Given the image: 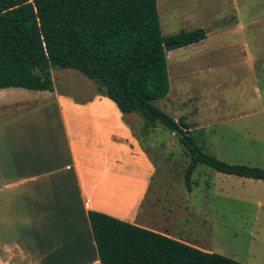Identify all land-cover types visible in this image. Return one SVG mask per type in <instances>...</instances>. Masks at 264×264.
<instances>
[{
  "label": "crops",
  "instance_id": "0c3cea01",
  "mask_svg": "<svg viewBox=\"0 0 264 264\" xmlns=\"http://www.w3.org/2000/svg\"><path fill=\"white\" fill-rule=\"evenodd\" d=\"M175 1L189 12L188 19L195 12L212 14L196 28H209L207 39L187 46L190 51L206 45L204 51H190L186 62H194V71L224 59V50L252 71L264 61V54L260 57L253 48L257 44L264 48V0ZM229 14L234 15L231 23L211 31ZM228 45L232 54L226 52ZM254 77L253 88H248L253 90L254 97L248 99L253 106L247 116L264 113V88H255L258 76ZM84 89L85 98L55 86L53 91H33L38 94L0 89V264H101L89 211L201 249L193 234L189 199L166 211L152 204L159 165L158 155L148 149L157 153L155 132L161 125L143 132L138 115L123 114L93 84ZM197 92L199 96L195 93L189 101L217 105L202 88ZM173 97L171 90L164 100ZM146 207L152 210L150 216ZM144 209L145 215L138 214Z\"/></svg>",
  "mask_w": 264,
  "mask_h": 264
},
{
  "label": "trees",
  "instance_id": "16d2710c",
  "mask_svg": "<svg viewBox=\"0 0 264 264\" xmlns=\"http://www.w3.org/2000/svg\"><path fill=\"white\" fill-rule=\"evenodd\" d=\"M208 33L164 36L157 0H0V89L53 91V68L75 70L123 114L138 115L143 132L161 125L176 135L190 158L188 191L200 165L264 181V168L219 159L184 117L176 120L155 105L170 92L165 47L197 44ZM88 217L101 264H244L104 213Z\"/></svg>",
  "mask_w": 264,
  "mask_h": 264
},
{
  "label": "rangeland",
  "instance_id": "374dc122",
  "mask_svg": "<svg viewBox=\"0 0 264 264\" xmlns=\"http://www.w3.org/2000/svg\"><path fill=\"white\" fill-rule=\"evenodd\" d=\"M157 1L164 36L194 30L204 25L206 16L212 15L195 12L188 19L189 12L178 6L175 0H163L160 7ZM232 20L234 15H227L211 31ZM188 47L166 53L169 56L170 93L172 90L174 97L158 100L155 105L175 119L185 116L205 149L219 159L231 164L264 168V113L247 116L253 106L248 101L251 99L249 97H254L253 90L249 92L248 88H253V81L257 79L254 73L258 76L255 88H264V61L258 62L252 71L249 66L235 61V58L231 60L224 50L221 52L224 59L210 61V66L199 72L193 70L194 62L191 64L186 60L191 52L204 51L206 45L191 49V52ZM233 47L237 48L238 45ZM253 48L262 57L263 46L257 44ZM226 52L232 54L229 45ZM51 73L55 88L70 92L75 97L85 98L88 95L84 86H96L94 81L73 70L53 68ZM198 88H202V92L213 100L216 99L217 105L210 106L202 102L200 106L198 101H189L195 93L199 96ZM28 97L31 100L38 98L25 96ZM157 128V153L148 149L158 155L159 165L158 175L151 188L152 204L155 202L156 208L162 207L166 211L182 199H189L193 234L198 237L202 250L244 264H264V181L225 175L200 165L192 179L193 189L188 191L185 184V170L190 162L187 151L174 133L162 126ZM146 208L150 216L152 210ZM147 212L144 209L138 214L145 215Z\"/></svg>",
  "mask_w": 264,
  "mask_h": 264
},
{
  "label": "water",
  "instance_id": "95a60500",
  "mask_svg": "<svg viewBox=\"0 0 264 264\" xmlns=\"http://www.w3.org/2000/svg\"><path fill=\"white\" fill-rule=\"evenodd\" d=\"M207 31H208V30H207ZM171 48H172L171 45H167V46L165 47V52H166V53L169 52V51L171 50Z\"/></svg>",
  "mask_w": 264,
  "mask_h": 264
}]
</instances>
